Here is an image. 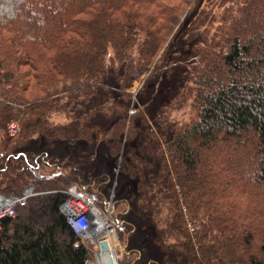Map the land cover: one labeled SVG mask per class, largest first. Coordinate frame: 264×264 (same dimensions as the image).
Returning a JSON list of instances; mask_svg holds the SVG:
<instances>
[{"label":"trees","instance_id":"1","mask_svg":"<svg viewBox=\"0 0 264 264\" xmlns=\"http://www.w3.org/2000/svg\"><path fill=\"white\" fill-rule=\"evenodd\" d=\"M190 2L0 0V192L25 182L15 152L24 140H99L120 156L136 219L118 217L119 234L129 228L118 264H264V0H206L192 15ZM189 4L193 70L174 100L193 116L170 127L164 110L151 123L128 88L159 72ZM12 120L19 139L7 134ZM38 160L52 169H28L37 193L0 219V264H85L59 208L61 164ZM77 165L69 177L82 175ZM135 230L148 242L127 248Z\"/></svg>","mask_w":264,"mask_h":264},{"label":"rangeland","instance_id":"2","mask_svg":"<svg viewBox=\"0 0 264 264\" xmlns=\"http://www.w3.org/2000/svg\"><path fill=\"white\" fill-rule=\"evenodd\" d=\"M205 2L206 0H191V8L190 4L183 7V15L180 17L178 23L179 25L177 24L178 28L177 26L175 28L173 27L172 32L167 37L169 42L166 39L168 43L163 44L164 46L159 52V72L154 76H150L148 78L144 77L141 81H133L132 85L128 88L131 108H139L147 115L151 123H153V121H157L153 120L154 116L159 117V115H162V111L164 110L165 123H167L170 127L175 126V124L180 125L182 123H185L193 116L194 111L192 107L188 105V102L185 103L184 107L178 108L177 105L182 106V103L180 101L181 96L176 101L174 100V98L183 86L187 76L191 74L194 62V56L192 52L193 46L192 44H190V42H185L189 20L188 17L183 19L184 14L187 10H189V8L190 14H194L197 11L196 9H199V7ZM17 7H19V4L15 3L12 11L15 12V9H17ZM6 10L7 9H5L4 7H0V12H5ZM115 70L119 69L115 67ZM109 85L112 84L109 83ZM171 102L173 103L170 105ZM53 119L56 121L63 120V116H54ZM14 121H17L19 125L18 120ZM19 136L20 128L18 133L12 137L15 140L19 139ZM15 152L25 154L39 153V158L43 155L46 160H50L53 158L57 162H60L61 167L56 170L57 172L54 171L53 175L51 173V175L55 176L61 174L62 177L67 181H61L59 185L56 186V188L61 189L71 182H77L80 185L82 184L86 186L89 192L93 195L97 207L103 213L104 208L107 207V204L110 202L112 209L110 215L111 219L115 220V218L118 219L119 217V219H123L126 222L130 220V223L131 221L135 223L136 219L134 220L131 214H129V211L126 214V211L129 210V200L127 197V192L130 189V183L129 179L120 174V156L118 154L117 157L114 158V156H112L111 154L109 155L108 153H106L105 147L101 142H99V140H95L89 143L83 140H77L76 142L70 144L66 143L65 141H60L54 145L46 147H41L39 146V144L35 143L31 144L30 142L24 140L21 145L16 148ZM22 157L23 156L19 155L16 165L17 169L19 171L21 170V173L25 178V182H23L20 191H22L23 187L28 182L32 181V177L28 173L26 163L22 160ZM38 164L40 163L37 159L36 168ZM75 165H77L80 170H82V175L76 176V178H73L71 176L69 177V170ZM37 169L38 170H36L34 175L41 174L46 176L47 173H50V170L52 168L49 165L45 166L40 164L39 168ZM72 170L73 169H71V171ZM87 177L90 181L95 182L96 180L98 185L95 187V185L90 186L88 183L80 182V179H86ZM20 191L16 189L11 192H0V194L7 196L17 194ZM118 212L121 213V216L120 214H118ZM119 219L118 225L120 223ZM128 230L129 228L127 226H121V234H119V229H117L116 231L118 242L121 247L119 260L123 257L124 250V242L122 243L121 239H126ZM145 240L143 237V231L135 230L130 234L126 241L127 248H138L141 242H148V239ZM149 247V249H154L152 244H149ZM151 255L157 258V255L153 254L152 252ZM148 256L150 255L144 256V259L148 258Z\"/></svg>","mask_w":264,"mask_h":264},{"label":"built area","instance_id":"3","mask_svg":"<svg viewBox=\"0 0 264 264\" xmlns=\"http://www.w3.org/2000/svg\"><path fill=\"white\" fill-rule=\"evenodd\" d=\"M7 134L15 136L19 131L17 121L7 123ZM21 155L20 152H18ZM66 197L60 203V211L67 223L76 234L74 246L82 245L89 254L85 264H112L109 249L117 254L119 262L121 247L118 242V219H111L110 202L104 208V213L97 207L93 195L77 182H71L61 189ZM34 186L28 182L20 193L4 196L0 194V219L4 216H15L17 207L36 194ZM107 244V249L101 248V243Z\"/></svg>","mask_w":264,"mask_h":264},{"label":"water","instance_id":"4","mask_svg":"<svg viewBox=\"0 0 264 264\" xmlns=\"http://www.w3.org/2000/svg\"><path fill=\"white\" fill-rule=\"evenodd\" d=\"M40 154H33V153H26L23 155L22 160L26 163L27 169H35L37 159L39 158ZM101 248L103 250L107 249V244L105 242L101 243Z\"/></svg>","mask_w":264,"mask_h":264},{"label":"bare ground","instance_id":"5","mask_svg":"<svg viewBox=\"0 0 264 264\" xmlns=\"http://www.w3.org/2000/svg\"><path fill=\"white\" fill-rule=\"evenodd\" d=\"M109 252H110L111 258H112V264L117 263V254L115 252H113V249H109Z\"/></svg>","mask_w":264,"mask_h":264}]
</instances>
